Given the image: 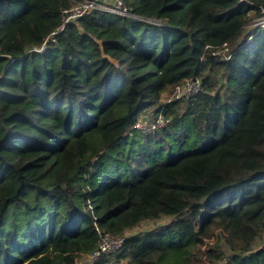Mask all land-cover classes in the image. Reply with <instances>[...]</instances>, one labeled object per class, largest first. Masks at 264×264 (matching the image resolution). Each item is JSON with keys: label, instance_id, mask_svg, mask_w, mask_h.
<instances>
[{"label": "trees", "instance_id": "trees-1", "mask_svg": "<svg viewBox=\"0 0 264 264\" xmlns=\"http://www.w3.org/2000/svg\"><path fill=\"white\" fill-rule=\"evenodd\" d=\"M75 1L0 0V264H264V0Z\"/></svg>", "mask_w": 264, "mask_h": 264}, {"label": "built area", "instance_id": "built-area-1", "mask_svg": "<svg viewBox=\"0 0 264 264\" xmlns=\"http://www.w3.org/2000/svg\"><path fill=\"white\" fill-rule=\"evenodd\" d=\"M94 10H107L110 12L117 13L122 16H132L129 10L128 4L124 0H82L75 1L68 7L61 10V21L60 24L53 30L50 36H53L58 31L62 30L65 25L69 23L78 24V20L89 14ZM54 40L53 37L50 38ZM202 87L201 78H195L186 80L182 84L175 87L172 97L173 98H186ZM158 124L163 123L161 117L157 120ZM139 127V126H138ZM146 127H140L144 129ZM100 238L97 243V247L88 254L85 264H92L98 261L101 257H107L109 254L114 253L118 248L121 247L124 237H114L108 232H100Z\"/></svg>", "mask_w": 264, "mask_h": 264}, {"label": "rangeland", "instance_id": "rangeland-1", "mask_svg": "<svg viewBox=\"0 0 264 264\" xmlns=\"http://www.w3.org/2000/svg\"><path fill=\"white\" fill-rule=\"evenodd\" d=\"M261 22H264V19H263V18L253 20L252 24H253V25H256L257 23H261ZM224 52H225V50H224ZM147 114H148L147 111L141 114V117H140V120H139V123H138V126H139V127H143V126H145L146 124H149V123H150V122H149V118H147V119L144 118V116L147 115ZM152 225H154V222H152V221H147V222H144L139 228H134L133 230H134V231L143 230V229H146V228L151 227ZM135 229H138V230H135ZM226 230H227V227H224V228H223V231L226 232ZM111 254H112V253H111ZM111 254H109L108 256H111ZM108 256H107L106 258H103V259H102V260H103L102 262L106 261L107 258H108ZM86 260H87V256L82 255V256H80V257L76 260L75 264H85V263H86ZM108 263H109V264H110V263H112V264H118V263L113 262V256H112V258L107 262V264H108ZM201 264H202V263H201ZM205 264H208V263H205Z\"/></svg>", "mask_w": 264, "mask_h": 264}, {"label": "water", "instance_id": "water-1", "mask_svg": "<svg viewBox=\"0 0 264 264\" xmlns=\"http://www.w3.org/2000/svg\"><path fill=\"white\" fill-rule=\"evenodd\" d=\"M129 19L134 20L135 18H133L132 16H129Z\"/></svg>", "mask_w": 264, "mask_h": 264}]
</instances>
